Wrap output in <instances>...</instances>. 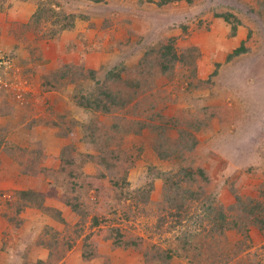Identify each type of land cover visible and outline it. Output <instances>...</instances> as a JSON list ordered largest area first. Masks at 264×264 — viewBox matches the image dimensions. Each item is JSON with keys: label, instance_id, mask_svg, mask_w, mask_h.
<instances>
[{"label": "rangeland", "instance_id": "rangeland-1", "mask_svg": "<svg viewBox=\"0 0 264 264\" xmlns=\"http://www.w3.org/2000/svg\"><path fill=\"white\" fill-rule=\"evenodd\" d=\"M53 1L59 7L47 0H0V57L9 60L7 66H0V191L6 192L0 198V264H36L39 260L47 264H145L144 258L151 259L153 254L162 253L173 244L177 230L168 232L169 223L161 229L155 225L161 214L158 210L161 180L155 179L152 205L144 211L133 209L135 215L127 219L121 211L115 217L109 213V209L119 205L109 177L105 176L99 179L101 200L95 190H90L87 197L90 203L99 200L97 205L90 206L94 214H104L107 223L90 229L93 215L90 214L73 247L63 257L49 260L50 250L41 241L44 228L49 226L59 232L63 242L73 237L80 218L65 206L64 194L54 186L52 178L41 173L23 175L15 162L25 156L22 150L35 155L40 152L43 167L58 169L61 148L72 142L79 153L96 154L86 150L80 141L60 136V128L75 122L76 137L81 139V124L92 119L105 127L115 120H120L122 125L139 119L133 114L135 103L132 100L122 111L105 115L77 106L72 97L75 94L90 96L107 72L122 65L135 66L146 49L168 41L178 55L197 50L194 86L185 80V66L177 62L169 76H158L153 84L165 95L156 106L164 118H184L188 122L196 118L203 122L201 125L199 121L198 131L191 130L188 145L192 146L189 170L192 175L198 173V169L203 171V175L196 176L197 186L202 190L194 187V192L204 193L226 208L228 222L236 215L243 218L246 215L235 212L236 197L243 201L241 204L249 199L253 204L258 201L264 208L261 194L264 190V13L260 5L264 0H193L192 4L178 0L162 7L147 0ZM38 6L75 14L74 27L55 31L59 30L60 23L53 24L54 18L49 12L36 24L29 25ZM229 12L241 21L233 37L229 25L216 17V14ZM242 43L246 51L226 62L227 55ZM74 67L95 72L94 79L80 77L76 83L68 82L65 88L42 89L43 78L51 79L64 70L65 76L67 69ZM215 70L216 75L211 77ZM210 80L212 84H207ZM149 165L165 172L177 169L173 163L161 161L147 149L144 157L129 170L131 190L148 181ZM96 168L88 163L82 171L92 175L96 174ZM20 190L41 193L43 206L60 211L66 225L59 221L60 216H48L37 209H28L18 219L8 220L6 215L14 217V211L5 202L12 201V194ZM122 204L129 205L128 201ZM194 209L190 206L188 215L192 214L189 218L194 220H187L183 228L208 227L210 224L206 221H197V217L203 218V215ZM108 228H116L136 245L113 248L110 239L92 238L99 256L84 262L81 238L96 229ZM247 236L245 239L243 232L227 229L213 240L219 244L218 241L225 238L227 243H220L221 249L214 246L216 258L225 256L224 264L257 261L264 264V233L252 226ZM243 241L244 249L235 252L234 248ZM214 253H210L211 257L205 256L207 262L215 261ZM197 260L202 264L199 258ZM168 264L188 263L173 255Z\"/></svg>", "mask_w": 264, "mask_h": 264}, {"label": "trees", "instance_id": "trees-1", "mask_svg": "<svg viewBox=\"0 0 264 264\" xmlns=\"http://www.w3.org/2000/svg\"><path fill=\"white\" fill-rule=\"evenodd\" d=\"M47 1L59 7L58 3L53 0ZM93 1L100 2V0ZM175 1L178 0H147L149 3L156 2L159 7ZM184 1L188 4L193 3V0ZM260 5L264 13V1ZM46 12H49L48 14H50L51 18H54L53 24L60 23L58 25L59 30L55 31L71 30L74 27L77 17L75 14L49 11L44 6L37 7L32 20L28 24L31 26L36 24ZM81 17L86 18L84 16ZM216 17L229 25L230 34L233 37L237 27L241 25L239 18L231 12L216 14ZM52 32L54 33V30ZM245 51L246 48L244 43H242L227 55L226 62ZM186 53L178 55L171 41L148 48L135 66L127 67L122 65L119 69L107 72L103 81L99 84V88H95L90 96L75 94L72 97L77 106L92 112L99 111L105 115L122 111L132 100L135 103L132 107L134 110L133 114L139 119L128 120L122 125H120V120H115L109 127L100 124L97 119H92L87 124H81L83 126L81 139L76 137V132L74 131L75 122H72L69 127L64 125L63 129L60 128V136H67L72 141L78 140L84 145L86 150L94 151L96 154L79 153L76 151L74 142H72L61 148L59 167L54 170L47 169L40 164L42 162L39 157L40 152L35 155L33 152L22 150L25 156L21 160L15 161L19 171L23 175L36 176L41 173L52 178L54 186L64 194L63 202L65 206H68L72 213L80 218L78 223L80 226L73 231V237L66 238L63 242L59 232L49 226L44 228L41 241L50 250L48 253L49 260H52L51 258L53 257H56V259L57 257H63L73 247V243L81 237L85 223L91 216L90 214H93L90 218V229L107 223L108 218L102 213L96 212L94 214L90 206V204L97 205L99 200L90 203L87 197V193L90 190H95L97 197L101 200L99 179L105 176L109 177V185L119 205L113 210L109 209V213L115 217L121 211L122 216L127 219L135 215L134 211H144V208L152 205L151 195L154 191L155 179L162 182L161 201L158 207L162 215L158 214L155 225L161 229V227L169 223L166 226V230L168 232L177 230V235L173 234V244L162 251V253L153 254L151 259L144 258L145 264H168L173 255L179 259L186 260L188 264H197L196 260L198 258L202 261V264H224L226 261L225 256L219 255L216 258L215 249H221L223 242L227 244L225 242L226 239L224 238V241L219 240L218 242L221 244H217L213 240L221 237L227 229H236L239 232H243L245 239H248V229L252 226L257 227L264 233V208L258 201V203L253 204V201L246 199L241 204L243 201L236 197V205L240 206L241 209L235 205V212H238V214L245 212L246 215L244 218L241 215H236L231 222H228L225 215L226 208L217 201L214 202V199L209 196H204V193L194 192V187L202 190L201 186H197L196 176L197 174L203 175V171L198 169V173L192 175L189 170L191 166H188V162L191 161L192 146L188 147V145L190 144L192 131H198L199 121L201 125L203 122L196 118L189 122L188 120L185 121L184 118L178 119L176 117L167 120L160 111L156 110V106L162 102V97L165 98V95L161 90L155 89L154 80L158 76H169L176 62L185 66V80L190 86L191 84L194 86L193 81H196L194 57L197 55V50H188ZM64 71L52 75L51 79L48 77L43 78L42 89L44 91H54L55 89L65 88L68 82L76 83L80 77H90L92 79L95 77V72L83 71L82 68L78 67L67 69V75L65 76L63 74ZM85 72L88 74L84 75ZM215 75L216 70L211 77ZM207 84H212V80L208 81ZM140 96L142 98L139 99ZM173 131L175 135L172 134ZM147 149L161 161L173 163L177 169L165 172L149 165L147 167L148 181L139 188L131 190L128 181L129 170L135 167L137 161L144 157V152ZM88 163H93L97 167L96 174H84L82 167ZM4 194L6 192L0 191V198ZM261 194L262 196L264 195L263 189ZM11 198L12 201L5 202L14 211V217L6 215V218L10 221H13V218L18 219L21 213L28 209H37L48 216L55 218L60 216L59 221L64 226L66 225V221L61 216L60 211L43 206L44 197L41 193L31 190H20L15 191ZM124 201H128L129 205L125 207L122 204ZM190 206H194L195 212L200 210L203 218L197 217V221H206L207 225L210 224L208 227L205 226L204 228L198 225L197 230L196 228L191 230L188 226L183 228L187 220H194L193 217L189 218L192 214L188 216ZM133 209L134 211L132 212ZM181 227L183 228L182 231ZM92 238L110 239L113 248H128L136 245V242L132 239H126L116 228L96 229L81 238V257L84 262L91 261L99 256ZM245 244L244 241L240 242V245L234 248L235 252L243 250ZM213 252H215L213 256L215 261L207 262L205 256L211 257L210 253ZM198 263L200 264L199 261ZM36 264H47V262L39 260ZM249 264L260 263L257 261L254 263L249 262Z\"/></svg>", "mask_w": 264, "mask_h": 264}, {"label": "built area", "instance_id": "built-area-1", "mask_svg": "<svg viewBox=\"0 0 264 264\" xmlns=\"http://www.w3.org/2000/svg\"><path fill=\"white\" fill-rule=\"evenodd\" d=\"M9 64L8 59H4L3 57H0V66H7Z\"/></svg>", "mask_w": 264, "mask_h": 264}]
</instances>
